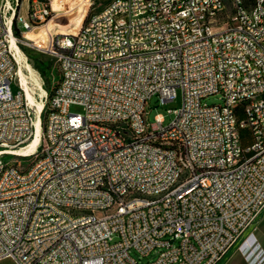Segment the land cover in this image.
<instances>
[{
  "label": "built area",
  "instance_id": "2783aa9c",
  "mask_svg": "<svg viewBox=\"0 0 264 264\" xmlns=\"http://www.w3.org/2000/svg\"><path fill=\"white\" fill-rule=\"evenodd\" d=\"M100 1L39 42L27 32L53 18L52 0H0V264H138L132 252L155 250L147 264H218L264 212V0ZM13 39L58 63L39 113ZM179 90L171 123L151 122V98ZM38 119L42 141L21 151Z\"/></svg>",
  "mask_w": 264,
  "mask_h": 264
},
{
  "label": "rangeland",
  "instance_id": "374dc122",
  "mask_svg": "<svg viewBox=\"0 0 264 264\" xmlns=\"http://www.w3.org/2000/svg\"><path fill=\"white\" fill-rule=\"evenodd\" d=\"M256 0H245L247 6H252ZM95 3L90 5L89 0H61L60 3L54 2L53 9L55 11L53 18L42 28L35 29L31 33L27 34L29 38L37 40L39 42L46 40L47 32L57 33V32H73L75 29L79 28L82 21L86 20L93 12H96L102 7V1L95 0ZM22 12L26 13V1L23 3ZM23 39H25L22 36ZM18 45L22 52L23 57L25 60L31 64V66L35 69L37 77L40 79L42 86L44 87L45 80L42 77L40 71L37 69L36 66L43 68L46 70L47 78L50 84V90H47L48 93V100H50V92L54 89V87L58 84L59 80V67L58 63L56 62L55 58L50 56L49 54L44 53L43 51L39 50L37 47L31 46L26 44L24 41H19ZM15 54L18 59L17 52L15 50ZM19 61V59H18ZM20 68L21 63L19 62ZM40 73V74H39ZM27 75L31 76L28 71ZM31 76V87L33 89L34 96L37 100L43 101L45 100V93H42L40 89L37 88L35 80L32 79ZM45 88V87H44ZM13 91L19 92L20 88L16 83L12 84ZM42 93V94H41ZM42 99V100H41ZM29 100V99H28ZM209 104H222V99L220 98V94L212 95L208 97L206 100ZM31 105L33 106L35 112H37V106H34L31 100H29ZM182 104V93L179 90L178 98L173 102L162 103L161 99L158 95H154L151 100L149 101V119L151 122L155 121V117L157 115H162L164 117V124L168 125L171 123L172 119H174V114L169 111V109L179 108ZM47 103L43 115H45V125L47 119ZM72 113H84L85 108L83 105L75 104L71 107ZM237 118L242 120L245 118V106L240 105L236 109ZM240 139L241 145L246 150L254 143V138L252 135V131L250 128H243L240 130ZM252 153H248V156H251ZM35 156L32 157H20L19 161L21 162L20 165L22 168H26L30 165L32 160ZM114 210L109 211L113 213ZM99 216L104 215V212H99ZM264 224V212L261 215V218L258 220L257 225L261 226ZM256 231V238L255 235L253 236V257L256 260L257 264H264V235H261ZM133 255L138 260V264H147L148 261H152L156 259L159 255L158 251H152L148 256H142L135 252H132Z\"/></svg>",
  "mask_w": 264,
  "mask_h": 264
},
{
  "label": "bare ground",
  "instance_id": "6f19581e",
  "mask_svg": "<svg viewBox=\"0 0 264 264\" xmlns=\"http://www.w3.org/2000/svg\"><path fill=\"white\" fill-rule=\"evenodd\" d=\"M60 1L61 0H52V4H54V2L60 3ZM31 32L32 31L27 32V34H29ZM14 37H15V35H14ZM13 47L16 50L19 62L21 63V68L19 70V80L21 82L22 87L25 90L27 99L31 100V102L33 103L34 106H37V113H39V111L43 107V103L41 101L37 100L34 96L35 92L33 91L32 87H31V84H32L31 80H30L31 76L33 77L32 79L35 80L37 88L40 89L42 91V93H45V88L42 86L40 79L37 77L35 69L23 57L22 52L20 50V47H19L18 43L15 42V39H13ZM27 71L31 75L30 77H29V75H27ZM41 141H42V127L40 126V122L38 119L37 131H36L35 136L31 139L30 145H28V147H26V149L24 148L21 151H28L29 152V149L32 150ZM26 154H29V153H26Z\"/></svg>",
  "mask_w": 264,
  "mask_h": 264
},
{
  "label": "crops",
  "instance_id": "0c3cea01",
  "mask_svg": "<svg viewBox=\"0 0 264 264\" xmlns=\"http://www.w3.org/2000/svg\"><path fill=\"white\" fill-rule=\"evenodd\" d=\"M261 218V217H260ZM264 235V224L256 225L249 233L248 238L241 245L234 246L218 264H257L253 257V236L256 231Z\"/></svg>",
  "mask_w": 264,
  "mask_h": 264
},
{
  "label": "trees",
  "instance_id": "16d2710c",
  "mask_svg": "<svg viewBox=\"0 0 264 264\" xmlns=\"http://www.w3.org/2000/svg\"><path fill=\"white\" fill-rule=\"evenodd\" d=\"M14 32H15V35L18 37V38H22V35H21V32L20 30L18 29L16 23L14 24ZM37 69L40 71L42 77L44 78L45 80V83H44V87L46 90H50V84H49V80L47 78V73H46V70L43 69V68H40L39 66H36ZM53 95V90L50 92V98L52 97ZM46 128V125H45V115H43V129Z\"/></svg>",
  "mask_w": 264,
  "mask_h": 264
}]
</instances>
